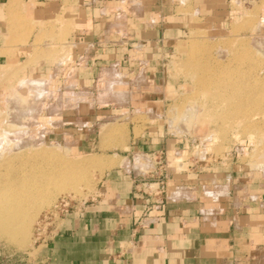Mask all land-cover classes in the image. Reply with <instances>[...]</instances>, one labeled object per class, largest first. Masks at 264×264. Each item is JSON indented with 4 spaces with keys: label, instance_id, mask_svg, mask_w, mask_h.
Segmentation results:
<instances>
[{
    "label": "rangeland",
    "instance_id": "rangeland-1",
    "mask_svg": "<svg viewBox=\"0 0 264 264\" xmlns=\"http://www.w3.org/2000/svg\"><path fill=\"white\" fill-rule=\"evenodd\" d=\"M13 2L0 48L9 58L0 65V183L19 173L32 182L45 176L48 199L35 203L20 240L0 233L4 264H38L43 215L59 227L60 212L91 202L131 150L143 172L235 167L264 184V2L233 1L223 21L192 24L165 51L157 77L112 66L89 89L77 86L75 52L66 45L74 14L30 13L25 0ZM43 59L56 69L31 76ZM61 62L68 70L58 69ZM144 133L167 139L168 154H150L153 142L142 144L148 154L132 149V136Z\"/></svg>",
    "mask_w": 264,
    "mask_h": 264
},
{
    "label": "crops",
    "instance_id": "crops-1",
    "mask_svg": "<svg viewBox=\"0 0 264 264\" xmlns=\"http://www.w3.org/2000/svg\"><path fill=\"white\" fill-rule=\"evenodd\" d=\"M233 1L264 2L25 0L30 13L74 14L66 45L75 52V81L82 89L92 88L112 66L135 77H157L165 51L197 21H223ZM10 2L13 6V0H0V48L8 39ZM7 61L0 57V65ZM36 66L33 77L49 76L57 67L51 59ZM150 142V154L165 149L168 154L167 139L151 133L133 135L130 146L144 153L150 148L142 144ZM135 156L127 153L128 165L109 169L96 197L66 215L37 254L38 264H264L263 183L235 167L155 166L143 172ZM162 181L168 186L159 194Z\"/></svg>",
    "mask_w": 264,
    "mask_h": 264
},
{
    "label": "bare ground",
    "instance_id": "bare-ground-1",
    "mask_svg": "<svg viewBox=\"0 0 264 264\" xmlns=\"http://www.w3.org/2000/svg\"><path fill=\"white\" fill-rule=\"evenodd\" d=\"M229 95L225 93L224 98L230 100L231 95ZM235 96L231 98L234 99ZM39 177L37 181L32 182L29 176L26 177L25 174L19 173L11 178L2 179L0 183V233L9 234L19 240L22 238L28 227L27 222L31 220L35 203L47 202L48 199L46 196L47 179L45 176L39 175ZM28 180L31 182L26 184Z\"/></svg>",
    "mask_w": 264,
    "mask_h": 264
},
{
    "label": "built area",
    "instance_id": "built-area-1",
    "mask_svg": "<svg viewBox=\"0 0 264 264\" xmlns=\"http://www.w3.org/2000/svg\"><path fill=\"white\" fill-rule=\"evenodd\" d=\"M168 184L167 182H164L162 181L161 182V185L159 187V189L157 190V193L159 194H162L166 191V188H167ZM65 206H68V203L64 204ZM72 209H70V207H65L61 212H60V215H59V221H63L66 217V215L71 211ZM52 215L49 213V214H44L43 217L39 220V228L40 229H45L44 230V234L45 236H43L41 238V241L43 243H45V245L48 244V242L53 238L56 230H57V227H58V224L59 223H55L54 224V221L52 220ZM43 225V226H42Z\"/></svg>",
    "mask_w": 264,
    "mask_h": 264
}]
</instances>
